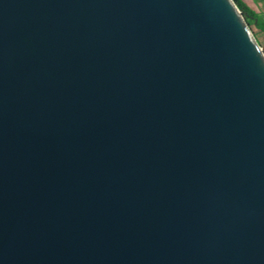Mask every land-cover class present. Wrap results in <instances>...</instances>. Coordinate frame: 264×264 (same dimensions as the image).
Returning a JSON list of instances; mask_svg holds the SVG:
<instances>
[{"label": "water", "instance_id": "obj_1", "mask_svg": "<svg viewBox=\"0 0 264 264\" xmlns=\"http://www.w3.org/2000/svg\"><path fill=\"white\" fill-rule=\"evenodd\" d=\"M0 264H264L233 0H0Z\"/></svg>", "mask_w": 264, "mask_h": 264}, {"label": "trees", "instance_id": "obj_2", "mask_svg": "<svg viewBox=\"0 0 264 264\" xmlns=\"http://www.w3.org/2000/svg\"><path fill=\"white\" fill-rule=\"evenodd\" d=\"M237 6V8L241 11L245 22L248 26H253L255 29H257L260 34H258L261 38L262 45L264 47V11L261 14H258L254 12L252 9H250L242 0H233ZM256 3L262 2V0H254ZM254 37L255 34L253 33ZM256 39V37H255ZM257 40V39H256Z\"/></svg>", "mask_w": 264, "mask_h": 264}, {"label": "rangeland", "instance_id": "obj_3", "mask_svg": "<svg viewBox=\"0 0 264 264\" xmlns=\"http://www.w3.org/2000/svg\"><path fill=\"white\" fill-rule=\"evenodd\" d=\"M250 9H252L254 12L261 14L264 11V0H262V2L260 3H256L254 0H242ZM252 33L255 34V37L257 39V41L259 42L260 45H262V41L261 38L258 34H260V32L255 29L252 25L249 26ZM263 47V46H261Z\"/></svg>", "mask_w": 264, "mask_h": 264}]
</instances>
